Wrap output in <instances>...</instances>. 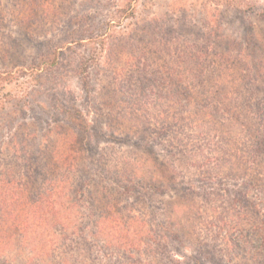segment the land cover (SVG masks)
Here are the masks:
<instances>
[{
  "label": "rangeland",
  "instance_id": "374dc122",
  "mask_svg": "<svg viewBox=\"0 0 264 264\" xmlns=\"http://www.w3.org/2000/svg\"><path fill=\"white\" fill-rule=\"evenodd\" d=\"M263 133L264 0H0V179L29 192L61 177L87 184L64 213L81 233L60 236L49 222L46 240L57 251L47 245L46 257L17 233L0 264H167V253L264 264L260 237L248 231L264 218V178L250 170L242 182L252 169L243 160ZM64 135L83 152L70 174L57 154ZM119 174L134 176L138 193L120 198ZM249 181L261 189L240 186ZM108 186L111 213L145 223L151 250L130 251L133 259L95 248L88 235L89 207L93 218L103 212Z\"/></svg>",
  "mask_w": 264,
  "mask_h": 264
},
{
  "label": "trees",
  "instance_id": "16d2710c",
  "mask_svg": "<svg viewBox=\"0 0 264 264\" xmlns=\"http://www.w3.org/2000/svg\"><path fill=\"white\" fill-rule=\"evenodd\" d=\"M188 73V72H187ZM190 73H192L190 71ZM178 75L180 73L178 72ZM173 90V85L168 84L167 90ZM191 90V88H188ZM186 89V90H188ZM152 93V92H150ZM190 94L191 92L188 90L186 91L187 98H185V102H190ZM180 95V96H179ZM178 99L181 97V94H177ZM173 92H171V97H177ZM173 106L181 108V102L179 100H174ZM141 114H146L144 110H142ZM73 120L77 123L76 125L81 126V129H85V122H83L82 116L76 111L73 114ZM154 117L157 119H161L163 114L161 112L157 113ZM182 116H173V121H177L181 119ZM197 125V124H196ZM198 126V125H197ZM258 134V132L256 133ZM76 136H72L71 139L67 140V136H61L59 139V152L57 153L60 155V159L62 160L61 168H64V171L70 174L73 170H77V163L79 162V155L80 152L76 150V147L80 146V141ZM255 147L252 149L251 153L249 154V158H245L243 160L244 163H248V166H252V169H247L244 175L242 174V182L247 177L250 176V170H254L255 176L257 175L259 178H264V133L261 137L255 138ZM76 142V143H75ZM89 143H84L83 148L84 152L87 148V153L90 154L92 151L88 148ZM55 151V150H54ZM86 153V152H85ZM243 158L245 156H242ZM85 160V158H84ZM258 168V170H256ZM127 177V176H126ZM125 175H118L114 177L116 182H114L115 187L120 190L119 194L122 196H126L131 192L138 193L137 186L138 184L133 179L134 176L126 178ZM134 180V181H132ZM68 177H61V180H55L54 182H50L51 188L48 190H40L35 189L36 191H30L26 188H21L20 185H17L12 180H2L0 179V255L10 256L9 252H12L14 248H11V239L14 237L13 235L21 234L22 238L27 241L29 250L31 253L42 255L46 257L47 251L52 250V252H56L57 248L55 245L49 244L53 243L51 240H46V233L47 227H49V222L52 223L51 225L55 224V231L58 232V235L62 236L65 235V229L67 230L72 229L73 231H78L79 233L82 232L79 226L75 224L73 218L65 217L64 213L66 211H71L75 205L77 200V196L79 194H83V187H87V184L83 182L81 186L77 188H73L68 183ZM30 183H33L30 179ZM255 182H258L257 180ZM253 181H249L246 183H241L240 186H244L245 188H256L261 189V186H258L257 183ZM44 184L47 183V180H44ZM264 183V182H263ZM48 188L50 187L49 184H46ZM68 186V187H67ZM70 186V187H69ZM24 187V185H23ZM148 189L156 194H161V190L157 189L153 184H149ZM264 188V184L262 185ZM33 189V188H30ZM142 189V187H140ZM101 191L105 194V198L102 194H100L101 202H106V206L103 209V212L99 214L96 218H93V213H89L88 217H91V224H92V232L88 235L92 238V243L95 248L99 250H118L122 251V253L127 255V258L133 259L131 256L130 251L137 252L138 255L139 251L143 248L151 250V245L147 244L145 240L149 239V236L145 237L146 235L142 230L145 227V223L143 220L137 219L134 215L126 217V219L119 217L118 213H111V210H115L112 203H115L116 200L112 198L111 190L108 187H102ZM28 192L30 196L25 194ZM246 193L238 194L239 196L243 197V202L246 204L244 199V195ZM52 196L54 198H52ZM30 197V198H29ZM144 197V196H142ZM113 199V200H112ZM90 206L95 214L94 204L98 203L97 199L92 200V196L89 197ZM141 200H139L140 202ZM99 200V204H101ZM138 203V200H136ZM132 204L130 207H133ZM255 204L254 208L255 209ZM259 214V213H258ZM71 215V214H70ZM52 217V221L50 218ZM222 221V220H221ZM257 222V223H256ZM220 223V222H218ZM225 223V226L228 222ZM250 226L248 227V231L250 230L256 236L260 237V248L262 250L264 238L259 235V230H262V223L264 224V218L260 220L259 215L255 217L254 222H250ZM253 223V224H252ZM212 227H215L211 224ZM140 227V228H139ZM232 230L240 229L238 228L237 224H232ZM237 227V228H236ZM251 227V229H249ZM69 228V229H68ZM247 230V229H246ZM76 233H74L75 236ZM63 235V236H64ZM67 240L65 239V242ZM99 244V245H98ZM160 244V243H159ZM47 245L51 246L52 248L48 250ZM105 248V249H104ZM70 250V249H69ZM185 250V249H184ZM166 257L168 261L167 264H201L200 260L196 257H189L184 256L186 260L179 261L173 257L169 256ZM226 257H223L225 259ZM222 259V260H223ZM131 262V261H129ZM39 264H50L49 261L46 262V259L43 260V257L39 260ZM75 264H85L84 261L76 260ZM57 264H69L68 260L61 259ZM127 264H134L133 262ZM151 264V263H149ZM230 264V263H228Z\"/></svg>",
  "mask_w": 264,
  "mask_h": 264
}]
</instances>
